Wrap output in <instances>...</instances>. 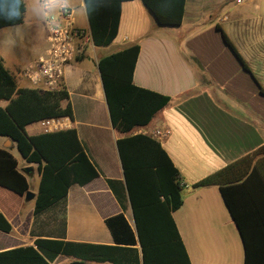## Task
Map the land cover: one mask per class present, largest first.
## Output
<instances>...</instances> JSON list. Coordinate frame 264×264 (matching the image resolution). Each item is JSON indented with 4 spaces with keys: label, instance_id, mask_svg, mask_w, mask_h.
<instances>
[{
    "label": "crops",
    "instance_id": "obj_1",
    "mask_svg": "<svg viewBox=\"0 0 264 264\" xmlns=\"http://www.w3.org/2000/svg\"><path fill=\"white\" fill-rule=\"evenodd\" d=\"M22 1V23L0 29V60L17 89L41 91L22 74L46 49L45 25L33 11V0ZM74 19L77 27L89 29L85 9ZM133 44L139 46L133 85L171 99L146 128L170 129L157 142L181 178L183 203L172 218L190 263L244 264L243 244L219 187L191 186L264 144V0H185L176 27L157 25L140 0L123 2L113 42L88 50L66 66L63 76L72 119H60L61 130L76 131L98 177L72 185L64 202L34 216L39 173L14 156L11 140L0 137V148L17 161L32 195L19 197L0 188V213L12 227L9 234L0 232V252L34 246L37 239L112 246L104 220L120 213L133 227L116 148L120 136L111 126L97 68L99 58ZM101 49L112 52L96 56ZM6 105L0 100V108ZM25 132L35 136L42 130L34 123ZM252 222L264 234V215ZM71 261L60 255L50 264Z\"/></svg>",
    "mask_w": 264,
    "mask_h": 264
},
{
    "label": "trees",
    "instance_id": "obj_2",
    "mask_svg": "<svg viewBox=\"0 0 264 264\" xmlns=\"http://www.w3.org/2000/svg\"><path fill=\"white\" fill-rule=\"evenodd\" d=\"M127 1L131 0H84L95 47L105 48L113 42L121 4ZM140 1L157 25L181 24L185 0ZM24 11L20 0L19 19L0 17V29L21 24ZM138 53V44H133L97 61L110 123L120 136L116 148L133 227L120 213L104 220L113 239L112 246L37 239L34 246L0 252V264H50L60 255L71 259L69 264H191L172 218L183 203L180 175L157 141L132 134L147 127L171 101L169 97L133 85ZM189 61L198 66L193 58ZM0 100L7 102L6 107L0 108V137L11 140L25 164L34 165L39 173L34 216L64 202L72 185L83 186L98 177L74 129L35 136L25 132L26 126L43 120L72 119L63 83L58 91L17 89L13 76L0 60ZM108 184L112 187L113 182ZM209 186L220 189L243 244L244 264H264V234L252 222V218L261 221L264 215V144L191 188ZM0 188L19 197L25 196L29 189L17 161L1 148ZM11 231L10 223L0 213V232Z\"/></svg>",
    "mask_w": 264,
    "mask_h": 264
},
{
    "label": "built area",
    "instance_id": "obj_3",
    "mask_svg": "<svg viewBox=\"0 0 264 264\" xmlns=\"http://www.w3.org/2000/svg\"><path fill=\"white\" fill-rule=\"evenodd\" d=\"M57 24L58 26L54 27L44 22L46 49L22 74L41 91H58L63 83L66 66L94 48L90 30L77 27L74 14L62 13ZM59 120L38 122L42 133L61 131L62 125ZM132 134H141L160 141L170 135V129L166 125H158L136 129Z\"/></svg>",
    "mask_w": 264,
    "mask_h": 264
},
{
    "label": "clouds",
    "instance_id": "obj_4",
    "mask_svg": "<svg viewBox=\"0 0 264 264\" xmlns=\"http://www.w3.org/2000/svg\"><path fill=\"white\" fill-rule=\"evenodd\" d=\"M33 3L37 18L54 27L58 26L57 21L62 13L75 14L85 9L84 0H33ZM19 8L20 0H0V17L19 19Z\"/></svg>",
    "mask_w": 264,
    "mask_h": 264
},
{
    "label": "rangeland",
    "instance_id": "obj_5",
    "mask_svg": "<svg viewBox=\"0 0 264 264\" xmlns=\"http://www.w3.org/2000/svg\"><path fill=\"white\" fill-rule=\"evenodd\" d=\"M84 25H85V23H84ZM109 52H112V51L104 50V49H101V50H95V55H96V56H102V55H104V54H108ZM12 153H13L14 156H15V157L21 162V158H20L18 152L16 151V149H14V150L12 151Z\"/></svg>",
    "mask_w": 264,
    "mask_h": 264
},
{
    "label": "water",
    "instance_id": "obj_6",
    "mask_svg": "<svg viewBox=\"0 0 264 264\" xmlns=\"http://www.w3.org/2000/svg\"><path fill=\"white\" fill-rule=\"evenodd\" d=\"M8 143L10 144V141H8ZM26 196H28L29 198H32V195L30 193H27Z\"/></svg>",
    "mask_w": 264,
    "mask_h": 264
}]
</instances>
